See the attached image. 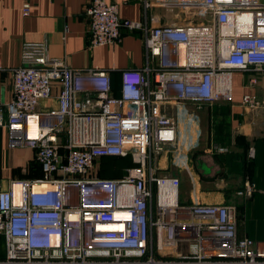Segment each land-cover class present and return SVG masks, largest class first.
Returning <instances> with one entry per match:
<instances>
[{"label": "built area", "instance_id": "built-area-1", "mask_svg": "<svg viewBox=\"0 0 264 264\" xmlns=\"http://www.w3.org/2000/svg\"><path fill=\"white\" fill-rule=\"evenodd\" d=\"M151 1L200 21L148 26L121 18L105 0L85 8L92 47L117 44L123 29L144 33L146 66L121 70L118 95L108 70L73 68L43 41L22 44L20 64L10 69L12 97L0 101V127L9 148L34 150L42 176L0 189V264H264V240L238 237L233 204L181 202L180 177L158 175L152 164L176 141L166 107L231 101L233 71L247 72V86L264 72V1L144 0L145 10ZM29 7L24 0L23 15ZM55 84L57 106L38 112ZM241 103L264 109V97L252 92ZM103 156H129L134 165L122 177L101 178ZM252 191L247 180L237 193Z\"/></svg>", "mask_w": 264, "mask_h": 264}, {"label": "crops", "instance_id": "crops-1", "mask_svg": "<svg viewBox=\"0 0 264 264\" xmlns=\"http://www.w3.org/2000/svg\"><path fill=\"white\" fill-rule=\"evenodd\" d=\"M105 1L117 5L121 18L141 20L148 26L182 25L187 22L184 21L187 13L177 7H161L151 1L145 10L144 0ZM23 2L0 0L2 103L12 97L10 69L20 64L24 42H46L52 58H64L73 68L108 70L115 95L120 90L121 70L146 66L147 52L141 31L123 29L117 44L90 46V22L85 13L90 0H29L27 15L22 13ZM188 19L199 22L195 15H188ZM167 58L174 60L171 50ZM178 59L181 63L184 61L183 51ZM156 62V57L149 59L151 66ZM247 75V72H232L231 101L196 104L200 127L206 131L205 141L200 149L188 154L191 170L188 172L190 179L185 178L183 201L233 204L238 237L264 240V109L251 110L241 103L244 92L264 97V72L257 74L255 83L249 86L246 85ZM58 90L55 84L49 97L39 102L38 112L45 114L57 106ZM175 110L172 106L165 108L170 115H174ZM178 129L179 141L183 145L194 141L198 128L193 122L186 124L181 120ZM218 146L225 147L227 151L219 152L216 149ZM165 148H170V145ZM250 150L253 155H249ZM32 154L28 147L9 148L8 132L0 127V189L7 188L10 178L18 179L13 169L25 167ZM152 164L156 174H166L171 168L170 155L165 151L154 154ZM131 166H126L124 172ZM176 172L179 177L183 174L180 170ZM247 180L253 184L252 193L249 196L238 195Z\"/></svg>", "mask_w": 264, "mask_h": 264}, {"label": "rangeland", "instance_id": "rangeland-1", "mask_svg": "<svg viewBox=\"0 0 264 264\" xmlns=\"http://www.w3.org/2000/svg\"><path fill=\"white\" fill-rule=\"evenodd\" d=\"M264 1V0H263ZM185 12L187 13H183V14H186L184 15V21H189L188 19V15H193L191 14V11L190 10H185ZM199 19V18H198ZM200 21V19H199ZM172 108L176 109L175 110V114L174 115H170L167 113L168 116L172 117L176 126H177V136H176V141L171 143V144H166L164 146V149L163 151L167 152L169 155H170V167L169 168V171H166L165 173L166 174H177L176 171H182L183 174L182 176H180L181 178V182H182V185H181V190H180V201L181 202H184V194H183V191L185 190V178H189V171L191 170V167L189 165V161L187 160L188 157H189V152H192L193 150L195 149H200L201 146H202V143L203 141H205V133L206 131H204L203 128L200 127V116L199 114L197 113L199 111V109L197 108V105L195 103H192V102H185L181 105H178V106H172ZM263 115H264V112H262ZM184 121L186 124H190V123H194L196 124L197 126V132H196V135L194 137V141L193 142H190V143H182L179 141V135H178V132H179V122L180 121ZM262 132H264V130H262ZM167 145H170V148H165ZM31 149V148H30ZM32 150V149H31ZM33 151V154H32V157L28 160V163L29 161L35 159V152L34 150ZM163 151H161L160 153H162ZM188 162V163H187ZM28 163L25 167H23L21 170L22 173H26L27 170H28ZM99 162L97 161L96 164H98ZM109 163V166L106 168V171L107 173H112L114 172L113 171V164L115 165H119L120 167L122 166L123 169L124 167L128 166L129 164H132L131 161H108ZM22 178H28V177H18V179H22ZM11 180L14 179V178H10ZM28 179H33V178H28Z\"/></svg>", "mask_w": 264, "mask_h": 264}, {"label": "trees", "instance_id": "trees-1", "mask_svg": "<svg viewBox=\"0 0 264 264\" xmlns=\"http://www.w3.org/2000/svg\"><path fill=\"white\" fill-rule=\"evenodd\" d=\"M225 100H218L215 102H222ZM225 102H229V101H225ZM213 103V102H212ZM65 136L64 135H60L59 136V151L62 154L63 158L66 155V149H65ZM131 161L130 157L126 156V157H121V156H103L100 157L97 161L99 162L97 164V176L101 177V178H119L122 177L124 175V169L123 167L119 166V165H115L113 164V171L112 173H107L106 168L109 166L108 161ZM132 162V161H131ZM129 165H134V163L129 164ZM125 168V167H124ZM14 175H17V177H28V178H38L42 176V170H41V166L39 164V162L35 159L29 161L28 163V170L26 173H22L20 168H15L13 169ZM27 178V179H28ZM3 252H2V237L0 236V257H2Z\"/></svg>", "mask_w": 264, "mask_h": 264}, {"label": "bare ground", "instance_id": "bare-ground-1", "mask_svg": "<svg viewBox=\"0 0 264 264\" xmlns=\"http://www.w3.org/2000/svg\"><path fill=\"white\" fill-rule=\"evenodd\" d=\"M30 134L31 135H34L35 134V128L33 127V125L32 124H30ZM47 185H39V186H35V189H42V188H45ZM15 189H16V191H18V186L16 185L15 186Z\"/></svg>", "mask_w": 264, "mask_h": 264}]
</instances>
